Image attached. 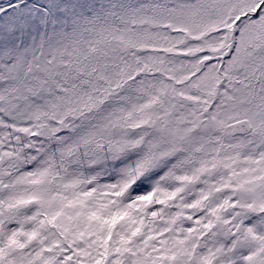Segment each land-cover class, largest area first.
Instances as JSON below:
<instances>
[{
  "label": "snow or ice",
  "instance_id": "1",
  "mask_svg": "<svg viewBox=\"0 0 264 264\" xmlns=\"http://www.w3.org/2000/svg\"><path fill=\"white\" fill-rule=\"evenodd\" d=\"M0 264H264V0H0Z\"/></svg>",
  "mask_w": 264,
  "mask_h": 264
}]
</instances>
